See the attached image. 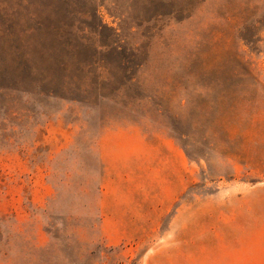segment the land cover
I'll use <instances>...</instances> for the list:
<instances>
[{
    "label": "rangeland",
    "instance_id": "374dc122",
    "mask_svg": "<svg viewBox=\"0 0 264 264\" xmlns=\"http://www.w3.org/2000/svg\"><path fill=\"white\" fill-rule=\"evenodd\" d=\"M0 264H264V0H0Z\"/></svg>",
    "mask_w": 264,
    "mask_h": 264
}]
</instances>
